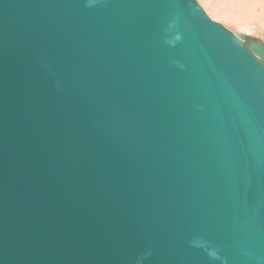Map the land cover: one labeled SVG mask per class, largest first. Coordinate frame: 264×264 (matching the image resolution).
Returning a JSON list of instances; mask_svg holds the SVG:
<instances>
[{
	"label": "water",
	"instance_id": "1",
	"mask_svg": "<svg viewBox=\"0 0 264 264\" xmlns=\"http://www.w3.org/2000/svg\"><path fill=\"white\" fill-rule=\"evenodd\" d=\"M0 264H264V41L196 0H0Z\"/></svg>",
	"mask_w": 264,
	"mask_h": 264
},
{
	"label": "rangeland",
	"instance_id": "2",
	"mask_svg": "<svg viewBox=\"0 0 264 264\" xmlns=\"http://www.w3.org/2000/svg\"><path fill=\"white\" fill-rule=\"evenodd\" d=\"M196 1L213 21L232 31L254 36L264 41V22H262L264 20V2L242 0V2L235 3L234 1L232 4H235V8L229 5L228 9L227 7L217 9L210 2L212 0Z\"/></svg>",
	"mask_w": 264,
	"mask_h": 264
},
{
	"label": "bare ground",
	"instance_id": "3",
	"mask_svg": "<svg viewBox=\"0 0 264 264\" xmlns=\"http://www.w3.org/2000/svg\"><path fill=\"white\" fill-rule=\"evenodd\" d=\"M235 1V3H239L240 1L242 2V0H212L210 2H212V4H214V6L217 9H220V7H222V9H224V7L228 9V7H230L229 5H232V7L235 6V4L233 5L232 3ZM258 2H264V0H257ZM209 2V1H208ZM237 6V5H236ZM235 8V7H234ZM221 11V10H220ZM226 11V10H225ZM232 14L235 12H231ZM230 13V14H231ZM262 22H264V20H262ZM247 35V34H246ZM250 36V35H249ZM253 37V36H251Z\"/></svg>",
	"mask_w": 264,
	"mask_h": 264
}]
</instances>
